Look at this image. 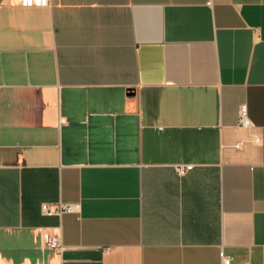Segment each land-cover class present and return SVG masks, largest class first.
<instances>
[{"label":"crops","instance_id":"crops-1","mask_svg":"<svg viewBox=\"0 0 264 264\" xmlns=\"http://www.w3.org/2000/svg\"><path fill=\"white\" fill-rule=\"evenodd\" d=\"M226 257L264 264V0H0V264Z\"/></svg>","mask_w":264,"mask_h":264},{"label":"built area","instance_id":"built-area-1","mask_svg":"<svg viewBox=\"0 0 264 264\" xmlns=\"http://www.w3.org/2000/svg\"><path fill=\"white\" fill-rule=\"evenodd\" d=\"M19 3L23 6H45L48 5L49 0H19ZM238 123L249 129L252 130L256 123L253 121V119L250 117L249 114V106L247 103L240 104L238 108ZM253 136V140L256 142L261 141V137L259 134L252 132L251 134ZM239 145V144H238ZM188 167V164H178L177 169L180 172H184ZM75 207L70 204H60L59 207L53 209L49 203L44 202L42 203V211L46 214H54V213H61L62 211H71ZM43 241L45 246L49 248L56 249L57 251L63 250V243L60 240L59 236L56 234H53L51 232H44L43 233ZM231 257H226L222 264H230Z\"/></svg>","mask_w":264,"mask_h":264}]
</instances>
